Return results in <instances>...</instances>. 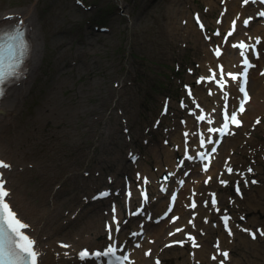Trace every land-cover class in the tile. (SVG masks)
<instances>
[{"label": "rangeland", "instance_id": "1", "mask_svg": "<svg viewBox=\"0 0 264 264\" xmlns=\"http://www.w3.org/2000/svg\"><path fill=\"white\" fill-rule=\"evenodd\" d=\"M117 1L118 0H84V5H91L94 10L98 8L101 11L97 14L93 22V37L87 36L90 34V28L84 24L82 31L86 36L79 37L80 43L72 39L65 40L64 37H58L56 33L60 31L61 26H70L72 24V19L78 18L82 20L88 16L91 11H84V9L80 10L78 6L73 4L74 1L72 2L71 0H35L33 3L34 10L41 24V31H49V34L45 33L46 37H50L49 46L58 47L60 43L64 41L69 43L61 45L60 49L56 52L52 51L54 52L53 61L67 59L69 56H75L77 59H80L77 65L76 63H72L69 71L67 68L60 70L58 65L49 75V95L51 96L49 104L51 106L62 109V105H59L61 98L58 92H56L58 86L54 83L52 78L55 82L59 81L68 85L72 83L75 84L76 88H82L81 86H83V83L80 82L81 77L83 78L89 72H96L101 64L99 57L94 59L91 56H95L98 51L105 50L106 52L111 46L110 42H115V44H117L121 36H123L124 40L125 29L119 31L117 29V24L126 26L129 25V20L133 21L131 26H135L136 28L134 43L130 48L131 58L128 56L131 60L130 71L136 66L133 74L138 80L133 88V97L130 99L129 96L128 100L132 103L133 110L143 111L138 105L145 91V85H147L146 89H148V91L149 88H152L157 93L161 92L163 95L165 94L164 96L173 97V93L177 96L183 95V90L179 82L180 78L170 79L168 75H171V66L176 64L179 65L180 69L183 71V76L192 78V75L185 72L186 68H188V72L194 71L196 68L195 64L197 63L200 66L203 59L206 58L204 47L200 43L203 41L199 38L200 32L193 28L195 25L193 20L189 18V14L191 12L193 13L194 10H205L203 5L208 4L209 0H202V2L200 0H122L123 5L120 8L117 7ZM28 2H31V0H0V10L6 7L24 6ZM102 5L107 9L109 8V12L112 13L103 14L102 9H100ZM115 8L118 9V13L119 10H121V13L116 14ZM216 11L217 8L215 7L212 12L215 13ZM102 15L104 18H107L109 15L110 18L104 19ZM205 16L207 18L206 14ZM183 18L187 19L183 21ZM108 20H110V24H107L113 27L109 35L106 36L105 33L94 30V26L97 24L96 21L102 22ZM114 27L117 29L118 33L116 31L114 32ZM132 28L134 27H131L130 31ZM141 28L145 29L142 31ZM197 38L198 40H196ZM105 42L107 43L106 47H104ZM70 45L72 46L71 48ZM49 46L45 42V49L49 48ZM74 47L81 48V50L79 51V49ZM120 49L123 50V52L126 51L124 47ZM107 55L108 59H110V54ZM120 57L123 61L127 60L123 56ZM113 59L110 60V62H114L113 67L118 66V63L115 64V60L113 61ZM110 62L108 64L112 66ZM137 66L139 69H137ZM128 77L130 79L132 78L131 76ZM153 97H155V94ZM84 98L87 99L86 93ZM85 105L86 100L81 103V106ZM75 112L74 108L69 107V109L61 113L60 121L64 127L60 135L67 137L69 134L73 135L74 133L82 132L83 136L89 138L91 127L96 125V118H91L87 112L81 115L80 121L75 117L77 115ZM170 117L175 118L176 116L170 113ZM84 120L89 124H83L82 121ZM76 121L78 124H74ZM261 127L262 124L259 125L256 130L258 146H264V130H261L259 133L261 137H257V132ZM99 155H101L100 152ZM92 183H95V181H92ZM97 185L100 186L101 184L97 183ZM260 187H264L263 182L259 187H254V191H247L245 199L239 200L241 210L247 207L249 202L259 194ZM261 203L264 205V200L261 201ZM236 210L238 211L239 209L236 208ZM263 219L264 215L262 214L260 220ZM81 223L82 222L79 221L77 222V224ZM261 240L263 241L264 238Z\"/></svg>", "mask_w": 264, "mask_h": 264}, {"label": "bare ground", "instance_id": "2", "mask_svg": "<svg viewBox=\"0 0 264 264\" xmlns=\"http://www.w3.org/2000/svg\"><path fill=\"white\" fill-rule=\"evenodd\" d=\"M216 4V0L214 1ZM249 8L247 5L245 9L241 10L239 15L235 14L233 18L230 20L233 22L235 20H239L240 17L243 18L245 11ZM4 15L6 18H4ZM33 12L31 9V6L24 5V6H16L11 9H5L0 12V22L4 20L8 21H14L18 23L25 24L27 20L30 21L33 17ZM192 17V13H191ZM28 26L31 24L30 22H27ZM33 26V29H32ZM32 26H29V33H30V40L34 42V49L32 53V57L29 60L25 66H29V74L26 79L21 80V84L19 87H16V90H14L9 96L6 94L4 98H2L1 105H0V160H2L4 163L9 164L8 168H0V175H6L8 178V186L12 189V200L15 208H18L19 211L22 214V217L28 220V224L33 226L34 231H36L39 235L45 236L48 240L46 243H43L40 241L38 244L39 249L41 250L43 254V248L46 250L49 248L51 250L52 247H55L54 245V236L61 235L69 239L67 234L63 233L61 231V228L63 227L62 223H59V219L57 216H61L62 211L57 210V206L55 204V200L53 198L55 194V190L52 188V184L55 181H60L63 177V174L59 173L57 170L52 168V165H48L45 163L47 161L51 154H52V148H54V142H56L57 139L54 138L57 134L54 133L56 131L57 133H60L61 129H63L64 125L60 124L56 119H54L52 115V111H49L47 109L48 105V98H49V92L45 91L44 94V87L43 85L46 83V77L44 76V73L47 71L48 66L43 65L40 60V51H39V31L38 26L36 22H32ZM117 29L119 31L125 29L128 30L127 25L126 26H120L117 24ZM244 30L241 27L238 28V31ZM130 38H128L129 41ZM263 45V52H264V44ZM208 46V45H207ZM54 51H57V47L51 48ZM51 54H52V50ZM228 52L233 53L231 49H228ZM228 56V53H227ZM262 62L264 63V53L262 55ZM227 59L228 66L232 67L233 63L228 60V57H225ZM44 64L49 62L43 61ZM205 63V61H203ZM217 63V60L211 56L210 51L208 49L207 51V64L204 74L208 75L211 72L214 71L215 66L214 64ZM40 76V77H39ZM37 78V79H36ZM261 78L258 77H252L251 75V85L250 89L252 91V85H253V98L250 102L249 108L251 109L250 112H246L245 117L248 122L251 121L255 116H258L261 112L264 111V81L260 80ZM37 83V84H36ZM33 84H36V89L34 91H29ZM208 86V85H207ZM255 92V95H254ZM41 96L46 99V101L41 100ZM206 101H209L210 104H213V101H219L221 100V97L219 94H217L215 97L210 96L205 98ZM218 104H216V107ZM66 108V107H65ZM205 110L207 108L203 105ZM50 128H49V127ZM195 126V125H194ZM204 126V125H200ZM48 129V130H46ZM186 133L187 134H193V123L190 122L186 126ZM37 140V142L32 143L33 138ZM61 139V149H68L71 143H75V137L74 134H69L67 137H60ZM230 140L228 142L230 143ZM176 141L179 142V146H183V140L182 136H177ZM80 142L77 141L74 145H80ZM240 144V141L237 140L235 145ZM30 145L32 147V150H29L27 147ZM235 147V146H234ZM150 151L155 154L157 160V163L159 165L160 169H163L161 167V163L163 159V152L162 148L160 149L158 145H155V148L153 145H150ZM165 151V159L166 164L169 162V165L174 163V157L172 150L168 149L167 147L164 148ZM90 154V153H88ZM87 154V155H88ZM28 158L32 160H36L34 168L43 174L44 170L50 171L48 173L50 184L47 182L46 179L42 178L40 182H38L37 186H32L31 181L35 178L37 175L33 171V167L29 164ZM233 160L234 157H233ZM77 159H75V162ZM139 163V161H138ZM55 170L57 172L51 171ZM60 170V168L58 169ZM36 171V172H37ZM144 172H148L149 170L147 168H144ZM119 173V171H118ZM153 176L155 175H148ZM200 184H192L190 181L186 183V187H193L194 189H198L202 196H206L210 190V187H202L199 186ZM214 188V187H213ZM59 193V192H58ZM95 193V192H94ZM37 200L35 203L34 201ZM35 203V204H33ZM32 205V207L36 210V218L35 219H29L26 215L25 209L28 207L26 205ZM210 207V205H209ZM219 205H216L215 207L211 206L210 208H205L202 206L198 207V211H203L207 216H211L210 210L214 209L217 213H221V210L218 208ZM25 208V209H24ZM151 208L155 212H159L163 208V201L160 200L157 204L156 202H153L151 205ZM85 211H79L78 215L81 217L84 214ZM94 216V214H91ZM97 220L100 222V219H103L101 215H95ZM91 219V218H90ZM137 224L141 223L137 221L135 218H133ZM129 220L132 221V215L129 217ZM61 222V221H60ZM91 222V221H90ZM255 223V222H254ZM60 224H62L60 226ZM174 229L177 227H181L182 231H174L172 232V237L175 240L178 239H188L187 234H189V237H192V233L188 232L187 229L182 228V224H171ZM146 226V232L147 234L151 232V234L156 238L155 241L161 243V244H170L169 241H161L163 236L166 234L168 230L165 227V222L160 223L159 225H154L152 223H148ZM244 228L247 227V225L243 226ZM259 227V226H258ZM134 228H137V225H134ZM142 228V226H141ZM254 224H249V231L247 233H250L251 231H254ZM33 231V232H34ZM122 231V230H121ZM128 234L131 231H137L135 229H128ZM121 233V232H120ZM109 231L105 233V235H108ZM210 235V231H209ZM247 238V237H246ZM58 239V240H57ZM248 239V238H247ZM55 240L59 241L60 238H56ZM197 245V244H196ZM74 246V244H73ZM193 246V244H192ZM255 248L253 249V253L257 254L258 250L262 249L257 244L254 245ZM57 248V247H56ZM168 247L163 246L162 248H155L153 249L151 246H147L145 248V252H154L158 256L168 257V254L163 252L164 249H167ZM194 251L197 252L195 255V258H199L204 260L206 258V254L210 251V247H194ZM56 252L59 251L55 250ZM97 249H92L91 252H95ZM161 253V254H160ZM45 256V255H44ZM43 258V264L46 262L48 258H50L49 252H47L46 256ZM203 256V257H200ZM173 258V256H170ZM93 260L94 264H98V259H89ZM183 263L190 264L189 258H186ZM140 264H152V259L150 258H144L140 260Z\"/></svg>", "mask_w": 264, "mask_h": 264}, {"label": "snow or ice", "instance_id": "3", "mask_svg": "<svg viewBox=\"0 0 264 264\" xmlns=\"http://www.w3.org/2000/svg\"><path fill=\"white\" fill-rule=\"evenodd\" d=\"M264 3V0H243L244 4L247 3ZM259 16L264 17V11H260L258 13ZM249 23V20H245L244 24L247 25ZM235 28V21H233V30ZM216 35H219L217 32ZM232 35V31H229L225 35V41H227V37ZM16 41V43L10 44L5 43V41ZM256 43H260V41L257 39ZM234 47H239L241 49V56L243 57L242 60V71L237 74L228 73L227 75L231 77L233 81L239 79V91L243 94L242 98L239 102V107L237 109H233L231 113L229 114V106L227 104V93L224 94L225 96V104L223 108V123L222 127L218 129L209 128V132H219L220 136L223 137L224 135L233 134L229 131V124H233L235 127H241L242 121L238 119V114H243L245 111V104L249 100V96L246 90V84H247V73L249 68L253 67L248 59L247 51L249 47L253 48V55L259 56V53H257L254 49V46H249L241 42L239 45H233ZM29 51V47L26 43V41L23 38V33L19 31V29L16 30L14 34L4 33L0 34V98H2L5 94V90L2 87L5 85L10 77L19 75V68L23 64L24 58L27 56ZM216 55H220L219 49L216 51ZM221 68V78L217 82L221 89L224 88L225 81L223 77V69ZM264 74V73H262ZM216 73H213L209 79H215ZM204 78L202 77L201 80ZM198 83L200 81H197ZM187 87V86H186ZM211 95V92H209ZM189 95H191V91L189 90ZM182 106L183 103H182ZM199 107V106H198ZM201 111H203L201 109ZM198 120L203 121L205 119L204 115H201L197 117ZM208 123L211 124L212 120L209 119ZM188 134L185 133V136ZM220 141L217 140L215 142L212 141L211 137L208 139V143H216L218 144ZM201 146L204 145L205 141L203 139V136L201 135L200 140ZM212 152L216 151V148L213 147ZM200 159L203 160L206 157L204 154H199ZM186 159H192L191 156H187ZM183 161H181V164ZM9 164L4 163L2 160H0V168H8ZM207 170V166H205V171ZM227 171L229 174H231L232 169L228 168ZM251 171V169H249ZM187 175V173H185ZM172 175V174H169ZM168 177H165V180H167ZM211 179V178H209ZM255 183V181H252ZM182 184L183 181H180ZM207 183V181H205ZM223 184H227L226 181H221ZM247 183V182H246ZM237 192L239 193V182H237ZM109 193H101L100 196H107ZM130 195V193H129ZM213 199L211 201L213 207L216 205L215 200V194H211ZM9 197V192L5 189L4 181L0 179V264H42V261H40L39 256V250L35 247V241L26 234H24L23 230L28 227L27 224L22 223L21 219L18 218L16 212L13 210L12 206L10 205V202L6 199ZM145 199H147L145 195ZM172 200H175V195L172 196ZM205 205H207V202H205ZM192 207H195V203H193ZM171 209H169L170 211ZM115 211V208L113 209ZM138 214V213H134ZM115 221V217L113 218ZM174 220L176 218H173ZM224 221V225L226 230L229 231V234L231 235V231L228 228V216L222 217ZM243 219V217L241 218ZM205 222H207V219H205ZM244 231H249L248 229H243ZM115 231L118 233L120 231L119 222L116 221V228ZM182 231V229H177V232ZM260 231V235L264 236V230H258ZM171 234V233H170ZM252 235V238L255 239V233H250ZM133 235H137L134 233ZM109 239L112 240V231L109 230ZM189 239L193 240V246L197 247L198 245L195 244L194 238L189 237ZM183 243V242H178ZM138 246V245H137ZM64 247H67V245H64ZM116 247L115 242L113 244L109 245L105 250L101 251H95V252H89V250H84L79 253V257L81 260L85 259H99L101 256L109 258V264H123L124 261L128 260V256H118L116 255ZM150 254L146 253V255ZM220 255L224 256L225 259L228 257V253L221 252ZM213 259L216 257L213 256ZM157 264H159V261H157ZM221 264H223V261H221Z\"/></svg>", "mask_w": 264, "mask_h": 264}]
</instances>
